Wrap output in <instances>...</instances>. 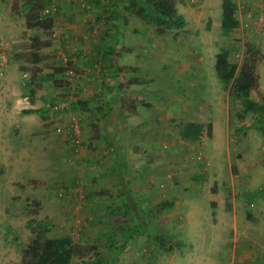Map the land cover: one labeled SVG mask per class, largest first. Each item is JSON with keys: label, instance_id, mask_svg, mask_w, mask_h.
Segmentation results:
<instances>
[{"label": "rangeland", "instance_id": "1", "mask_svg": "<svg viewBox=\"0 0 264 264\" xmlns=\"http://www.w3.org/2000/svg\"><path fill=\"white\" fill-rule=\"evenodd\" d=\"M85 1L0 0V54L4 55V59H0V79L9 77L13 80L11 92L14 102L12 106L19 110L14 114L22 116L27 113V106L37 105L41 128H43V131L40 128L37 132L40 133V139L43 142V154L40 157L31 154L33 158L30 160L39 168L38 175L34 176L36 178L34 186H36V190L40 191L42 199L25 201L22 208L19 209L20 213L17 212L19 211L17 208L14 209L7 203H3L5 206L0 207V264H24L22 253L27 247V239L30 242L34 237L31 229L38 233L42 232L46 238L69 236L74 245L82 247L79 256L75 255L70 264H118L116 253H108L106 256L101 254L100 250L106 248L102 244L104 242L102 239L94 242L91 238L93 235L102 234L105 231L108 233L107 228H104L106 222L98 224V227H91L87 224V218L82 213L89 180H97L100 177L103 169L101 167H104L105 160L103 159L101 163L98 160L76 161L77 155L84 154L83 150H87L82 128L84 117L87 116V120L92 125L95 124L89 106L78 104V101L85 102L86 99L85 96H80L76 92L80 89L77 86H80L79 82L83 77L81 70L77 64L65 60L68 57L63 55L66 49L62 51V43H60L61 36L65 34L64 31H69L71 25L81 26L84 23L83 20H78L79 18L89 19L85 23L91 24L92 29H95L90 34L99 33L103 28L105 24L103 16L107 15L105 12H102L103 14L100 12L97 15V12L92 11L94 5L90 1H86L90 7L87 8ZM249 1L239 0L242 6L241 14L238 16L240 25L228 36H225L221 31V5L217 7V19L215 20L217 26H213L212 36L207 33L208 27H205V30L202 29L203 32L198 31L195 36L201 40L203 33L210 35V46L201 51L198 50V53L204 57V61L213 59L216 52L219 54L227 51L229 60L236 63L239 69L246 58L248 46L252 47L251 49L254 51L252 58L261 55L255 65L257 87L250 91L249 97L264 104V25H262V23L264 24V13L258 9L257 13L251 14V8L256 5L252 6L251 3L248 5ZM40 3L44 4V8H41L42 11L49 6L55 7L54 24L50 30L28 29L25 25V16L30 8L44 17L38 7ZM211 9L213 10V8ZM72 17H74L73 20ZM118 22L124 23V19H120ZM141 23L147 27L146 35L148 37L143 39L145 46L139 47L138 51L145 50L152 44L149 52L141 54L144 57H149L152 65L147 66V69L141 68L137 76L145 77L150 70L151 81L147 83V85L150 83L149 90L160 93L163 104L178 105L182 99L184 100L181 91L184 81L178 84L174 75L181 71L183 62L187 60L186 55H189L187 49H190L191 55L195 51L190 41V35L179 30L157 34L153 25L142 21ZM62 29H64L63 32H61ZM85 35L84 42L89 40L88 33ZM34 39L41 44H36L37 47H33ZM67 39L63 38L64 41ZM68 42L79 45L77 42L80 41L72 37ZM45 43H49V45L46 46ZM138 46L139 44L136 45V48ZM70 49L75 52L79 51L78 48ZM83 50L85 51V49ZM34 51L40 57V62L36 66L31 63ZM199 54H196L197 58L200 57ZM87 59L88 57L85 60ZM139 59L135 58L136 61H140ZM97 61L102 63L99 58ZM213 64L214 61L210 63L211 68H213ZM67 70H71L72 73L67 74ZM231 84L232 81L223 82L217 79V107L223 113L222 126L217 124L215 131L217 147L222 146V150L217 149V159L210 158L213 151L208 149L210 139L207 134L198 141L181 138L179 132L185 122L180 118L178 123L174 122L175 119L173 120L174 124L168 128L165 136L159 135L160 128L150 129L147 137L152 141L147 145L148 150H143L138 167L157 170L156 177H149L150 174H148L147 179V184L155 186L157 190H166L172 186L174 189H178V194H180V189L187 190L191 186L194 188V195H198L196 197L198 199L204 194V189L206 191L216 179L217 187L218 184L222 185L221 189L228 195V198L239 205V218L243 217L249 222L244 225L254 226L260 230L254 232L260 241L255 240L254 244L248 247L254 248V250L247 261L249 264H264V137L256 129V125L263 118L259 112H243L242 98L232 91ZM82 89L80 91L85 93ZM202 93L199 98L197 95H193L191 101L195 104L199 101L201 104H205V92ZM57 105L62 108H58ZM23 106L25 108L21 110ZM72 116L79 119L81 129L79 143H76L68 126ZM56 128H61L63 133H57ZM155 135L156 137H154ZM36 148L34 151H37ZM64 163L67 167L72 166L77 169L81 167L83 176L69 174L70 170L63 165ZM136 165V163H129L128 169ZM94 168L97 169L94 170ZM126 171L127 169L125 173ZM123 179L122 182L129 184L135 178L131 177L128 180L123 175ZM197 186L201 187L197 188ZM161 192L159 191L158 201L163 199ZM206 197L207 194L201 198L205 205L208 204ZM170 207L157 209V224L148 226V232L157 233L165 245H162L158 240V250L155 252L150 249V257L138 256L141 253H137V256H127L129 259L125 264H140L143 260L142 264H188L185 262L184 255L179 252L172 253L176 249L174 243L177 241V235L171 234V230L179 225L181 220H177L178 223L175 222L172 229L170 225H166V218L172 211L169 209ZM12 210L16 214H12ZM11 215L18 223H9L8 219ZM114 215L119 216L114 220L113 216L109 218L112 222L110 230L113 233L115 231L121 234L122 237L118 238V241L122 242L126 236L135 233L133 224L121 212H116ZM129 229L132 232H128ZM92 245L97 248L96 251L89 250ZM167 245L171 246V251L162 248ZM110 255L115 256L110 259ZM156 258L157 263H154ZM202 258L198 257V259ZM205 258L203 264H210L211 259L216 264L217 262L225 264L228 261V257L223 255L217 257L208 255ZM26 260H29V257H26Z\"/></svg>", "mask_w": 264, "mask_h": 264}, {"label": "crops", "instance_id": "2", "mask_svg": "<svg viewBox=\"0 0 264 264\" xmlns=\"http://www.w3.org/2000/svg\"><path fill=\"white\" fill-rule=\"evenodd\" d=\"M86 1L94 5L92 11L97 12V15L100 12L101 14L105 12L107 15L103 16V19L105 18L103 28L99 33L90 34L95 29H92L91 24L85 23L89 19L79 18L78 20L84 21L81 26L71 25L69 31L61 30L65 34L61 36L60 43H62V51L66 49L63 55L68 57L65 60L77 64L81 70L83 77L79 75L81 81L77 88L80 89L76 92L80 96H85L86 99L85 102L78 101V104L89 106L95 124L92 125L87 120V116L84 117L82 128L87 150H83L84 154L77 155L76 161L98 160L101 163L103 159L105 160L100 177L97 180H89L88 193L82 205V213L91 227H98V224L106 222L104 228H107L108 233L105 231V233L93 235L92 241L97 242L102 239L104 241L102 244L106 248L100 250L101 254L106 256L108 253H116L118 264H125L129 259L127 256H137V253H141L138 256L150 257L149 250L153 249L156 252L158 240L161 238L157 233L148 232V226L157 224V209L171 206L169 209L172 211L166 218V225H170L172 229V225L181 220L180 224L171 230V234L177 235V241L174 243L176 249L172 251L173 254L181 253L186 257L185 262L188 264H203L204 258L208 255L228 257L225 264H249L247 260L251 257L254 248L248 247L253 245L255 240L260 241L259 237L254 235L256 230H260L254 226L244 225L249 222L243 217L239 218V205L228 198L221 189L222 185L218 184L217 187L216 179L211 185L212 192L209 186L201 195L203 197L207 194L208 204L205 205L201 201L202 197L196 198L198 195H194V188L191 186L187 190L180 189V194L178 189L172 186L166 190H157L155 186L147 184L148 174H150L149 177H156L157 170L138 167L143 150L147 149V145L152 141L147 137L150 129L160 128L159 135L165 136L168 128L173 126V120L175 119L174 122L178 123L180 118L185 124L204 125L198 138L193 141L206 136L207 126L210 127V136L207 134L210 139H208V149L213 151L210 158L217 159V149H221L222 146L217 147L215 131L217 124L222 126L223 122L222 110L217 107L218 78L215 70L217 52L213 59L204 61V57L198 53V50L201 51L210 46L212 28L217 26L215 21L217 7L221 5L222 0H180L176 5L177 12L185 20V26L179 31L190 35L192 47L195 48L192 55L190 49H187L189 54L186 55L187 60L183 62L181 71L174 75L178 84L184 81L181 85L184 100L182 99L178 105L163 104L162 95L149 90L150 83L148 85L147 83L151 81L150 70L145 77L137 76L141 68L147 69V66L152 65L149 57L141 55L149 52L152 44L145 50L138 51L139 47L145 46L143 39L148 37L145 24L141 23L137 17L120 10L125 5L122 0ZM232 1L236 4L235 16L238 19L242 6L239 0ZM249 3L252 6L256 5L251 8V14L257 13L258 9L264 13V0H250L248 5ZM117 14H119L118 20L124 19V23H119L117 18L115 20L110 18ZM205 27L209 28L207 33L210 35L203 33L202 39L198 40L195 34L202 29L205 30ZM85 33H88V38L89 34L91 36L86 42L83 40L86 38ZM72 37L80 41L77 42L79 45H73V41L68 42ZM63 38L68 39L64 41ZM137 44L139 46L136 48ZM70 48L73 50L78 48L79 51L75 52ZM112 49L113 54L110 52ZM196 54L200 57L197 58ZM85 56L88 57L87 60ZM98 58L102 63L97 61ZM135 58H140V61H136ZM213 61L214 69L210 67ZM229 62L234 63L230 60ZM98 63L102 66L100 70L97 68ZM1 75L3 77V74ZM0 81V207L5 206L3 203H7L8 206L19 210L29 199H42L40 191L34 186L36 180L34 176L38 175L39 168L37 164L30 161L33 158L32 155L36 154L40 157L43 154V142L40 139V133H37L41 128V121L37 105L27 106V113L19 116L17 114L19 110L12 106L13 80L3 77ZM81 89L85 93L80 91ZM202 92H205L206 103L201 104L200 101L197 104L193 103L191 101L193 95L199 98ZM24 108V106L21 107V110ZM14 112L17 113L14 114ZM33 133L36 134L33 136L31 135ZM35 147L37 151H34ZM129 163L137 165L128 169ZM63 165L70 170L69 174L83 176L81 167L77 169V167H67L65 163ZM123 175L128 180L131 177L135 179L127 184L122 182ZM200 187L197 186V188ZM159 191H162L161 201L157 199ZM17 212L20 213V210ZM116 212H121L131 221L133 232H135L126 236L122 242L118 241V238L122 237L121 234L110 230L112 222L109 218L113 216V220L117 219L119 215H114ZM11 213L16 214L13 210ZM8 221L10 224L17 222L13 215ZM128 232L132 231L129 229ZM28 243L27 239V245ZM161 244L165 245L162 241ZM90 247L97 250L93 245ZM162 248L172 250L170 245ZM112 256L115 255H110V259H113ZM199 256L203 258L198 259ZM156 260L157 258L154 263H157ZM143 262L144 260L140 264ZM210 264L216 263L211 259Z\"/></svg>", "mask_w": 264, "mask_h": 264}, {"label": "trees", "instance_id": "3", "mask_svg": "<svg viewBox=\"0 0 264 264\" xmlns=\"http://www.w3.org/2000/svg\"><path fill=\"white\" fill-rule=\"evenodd\" d=\"M124 2V11L137 17L140 21L151 24L155 27L157 34H164L170 30H180L185 26L184 18L177 12L176 5L180 0H122ZM121 1V2H122ZM44 8V4L38 5ZM42 11V10H41ZM236 4L232 0H222L221 3V31L225 36L231 34L239 26V21L235 16ZM111 16V19L118 18ZM25 25L28 29L50 30L53 26L52 17H43L30 8L25 16ZM36 44L40 42L33 40ZM46 46L49 43H45ZM252 47L246 48V58L238 69L236 63L229 62V53L223 51L216 55L215 70L217 78L223 82H230L232 91L242 98L243 112H259L262 121L256 125V129L264 137V104H260L249 97L250 91L257 87V77L255 74L256 62L261 55L256 58L253 55ZM113 54V49L110 51ZM32 65L36 66L40 62L39 55L34 51L32 53ZM238 70V72H237ZM36 74V73H35ZM204 128L203 124L186 123L180 130L179 135L183 139L195 140L198 138ZM207 134L210 136V127L207 126ZM34 237L30 240L22 253V262L24 264H69L72 257L79 256L80 248L72 243L68 236L60 238H46L44 234L31 229ZM161 243V240L159 241ZM84 250H86L84 248ZM89 250L94 251L91 247ZM82 256V255H81ZM29 260L25 261V258ZM98 264V263H96Z\"/></svg>", "mask_w": 264, "mask_h": 264}, {"label": "built area", "instance_id": "4", "mask_svg": "<svg viewBox=\"0 0 264 264\" xmlns=\"http://www.w3.org/2000/svg\"><path fill=\"white\" fill-rule=\"evenodd\" d=\"M85 3H86V7L90 8L89 5H87L86 1H85ZM54 12H55V7L54 6H49V7H46L45 9H43L42 14L45 17H52L53 18ZM0 59H4V55L3 54H0ZM97 68L99 70L102 68L101 63L97 64ZM66 73L67 74H71L72 71L71 70H67ZM57 106H58V108H62L60 105H57ZM68 126L71 129V132L73 134V137H74L76 143H79L80 142V140H79L80 131H81L79 119L74 117V116L70 117ZM55 131L57 133H63L61 128H56Z\"/></svg>", "mask_w": 264, "mask_h": 264}]
</instances>
